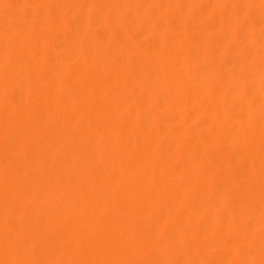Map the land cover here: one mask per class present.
<instances>
[{
    "label": "bare ground",
    "instance_id": "6f19581e",
    "mask_svg": "<svg viewBox=\"0 0 264 264\" xmlns=\"http://www.w3.org/2000/svg\"><path fill=\"white\" fill-rule=\"evenodd\" d=\"M0 264H264V0H0Z\"/></svg>",
    "mask_w": 264,
    "mask_h": 264
}]
</instances>
